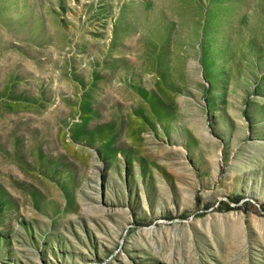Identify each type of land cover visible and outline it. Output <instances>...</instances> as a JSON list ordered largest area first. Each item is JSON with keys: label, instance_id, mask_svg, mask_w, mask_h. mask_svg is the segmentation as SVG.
I'll use <instances>...</instances> for the list:
<instances>
[{"label": "rangeland", "instance_id": "374dc122", "mask_svg": "<svg viewBox=\"0 0 264 264\" xmlns=\"http://www.w3.org/2000/svg\"><path fill=\"white\" fill-rule=\"evenodd\" d=\"M0 264H264V0H0Z\"/></svg>", "mask_w": 264, "mask_h": 264}]
</instances>
